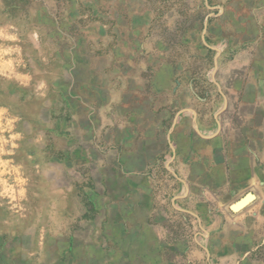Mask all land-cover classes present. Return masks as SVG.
I'll return each mask as SVG.
<instances>
[{"label":"crops","instance_id":"0c3cea01","mask_svg":"<svg viewBox=\"0 0 264 264\" xmlns=\"http://www.w3.org/2000/svg\"><path fill=\"white\" fill-rule=\"evenodd\" d=\"M221 1L204 39L219 62L217 94L179 112L170 84L132 98L121 116L102 115L94 142L66 167L75 184L87 177L89 210L73 226L63 209L57 223L25 222L19 194L0 187V264L246 263L262 234L264 0Z\"/></svg>","mask_w":264,"mask_h":264},{"label":"rangeland","instance_id":"374dc122","mask_svg":"<svg viewBox=\"0 0 264 264\" xmlns=\"http://www.w3.org/2000/svg\"><path fill=\"white\" fill-rule=\"evenodd\" d=\"M222 5L0 0V187L19 194L25 222L57 223L63 209L73 226L89 210L87 177L75 184L66 167L94 142L102 115L121 116L132 98L160 96L170 84L173 110L206 107L219 62L204 39ZM255 196L262 234L245 264H264L262 188Z\"/></svg>","mask_w":264,"mask_h":264},{"label":"built area","instance_id":"2783aa9c","mask_svg":"<svg viewBox=\"0 0 264 264\" xmlns=\"http://www.w3.org/2000/svg\"><path fill=\"white\" fill-rule=\"evenodd\" d=\"M172 161H173V157L172 156H170L168 158H164L162 160V162H164V171H165L164 174H165V177H167L168 174H172L173 173V169L170 168V166H169L172 163ZM160 163H161V160L158 161L157 164L152 165V167L149 169V172H150L149 174L153 177L152 179H154V180H156L157 178H160L159 173H158L159 172L158 169H159ZM171 204L173 205L174 202L172 201Z\"/></svg>","mask_w":264,"mask_h":264},{"label":"water","instance_id":"95a60500","mask_svg":"<svg viewBox=\"0 0 264 264\" xmlns=\"http://www.w3.org/2000/svg\"><path fill=\"white\" fill-rule=\"evenodd\" d=\"M250 198H251V196L250 195H247L245 198H243L242 200H240L238 202V204H236V207H239V206L243 205L244 203H246L247 201H249Z\"/></svg>","mask_w":264,"mask_h":264}]
</instances>
